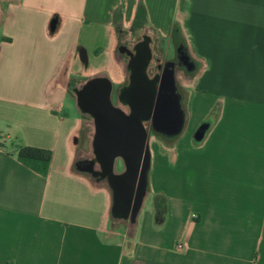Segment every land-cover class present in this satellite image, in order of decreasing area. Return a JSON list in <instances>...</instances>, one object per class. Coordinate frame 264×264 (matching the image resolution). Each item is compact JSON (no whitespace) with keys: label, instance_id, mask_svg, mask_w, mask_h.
<instances>
[{"label":"crops","instance_id":"0c3cea01","mask_svg":"<svg viewBox=\"0 0 264 264\" xmlns=\"http://www.w3.org/2000/svg\"><path fill=\"white\" fill-rule=\"evenodd\" d=\"M138 13L157 52L177 31L192 95L211 97L197 119L214 101L219 116L198 148L196 127L173 154L154 156L147 137L129 233L107 187L73 169L90 128L68 89L99 74L123 82L115 26ZM0 134V264H264V0H0ZM21 148L48 156L44 174ZM136 161L118 155L115 173Z\"/></svg>","mask_w":264,"mask_h":264},{"label":"flooded vegetation","instance_id":"af4514ba","mask_svg":"<svg viewBox=\"0 0 264 264\" xmlns=\"http://www.w3.org/2000/svg\"><path fill=\"white\" fill-rule=\"evenodd\" d=\"M115 31V58L124 73V80L116 92V103L114 90L110 107L98 95H81L78 101L83 123L90 131L78 134V141L87 136L89 142L86 151L78 146L73 169L86 175L92 182L105 176L111 153L123 154L128 160L145 155V141L149 133L162 124L158 122L159 117L164 121L174 110L169 97L171 65L177 66L176 78L181 76L187 80L196 71V65L189 58L176 30L171 31L164 53L155 50L156 37L145 26L139 13L128 27L123 29L116 25ZM170 46L173 55L167 58ZM101 85V79H96L94 86L97 91ZM163 95L165 98L158 104ZM136 174L135 169L133 176ZM117 206L115 202L112 211L114 218L122 216Z\"/></svg>","mask_w":264,"mask_h":264},{"label":"water","instance_id":"95a60500","mask_svg":"<svg viewBox=\"0 0 264 264\" xmlns=\"http://www.w3.org/2000/svg\"><path fill=\"white\" fill-rule=\"evenodd\" d=\"M176 72L177 66L175 64L171 65L169 68V97L172 99V107L174 110L170 113V116L164 120L167 121L165 124L163 119L159 117L158 122L162 124L153 130L156 135L161 136L168 142H173L182 133L185 123L183 111L184 97L177 85L175 77ZM99 78L102 81V85L99 91H97L94 83L95 80ZM68 91L74 98L77 109L79 97L81 95H90L91 97L98 95L104 99L108 107L112 106V84L110 80L103 74L94 75L86 81L72 82ZM163 98H165L164 95L163 97L159 98L158 104L162 103ZM217 109L218 105L214 104L209 114L197 125L191 137V143L194 147H201L206 141L208 134L212 131L219 116ZM80 115L82 117L81 113ZM118 155H120V153L110 154V157L107 161V172L105 176L99 179V181L92 183L95 185H105L112 193L115 202L118 204L117 209L122 214L121 217H123L125 220L129 219V233H131L135 226L136 217L148 191L147 177L149 171V154L147 148V139L145 141V155L137 159L136 162H124V170L122 173H115V164ZM135 169L137 174L134 177L133 172Z\"/></svg>","mask_w":264,"mask_h":264},{"label":"rangeland","instance_id":"374dc122","mask_svg":"<svg viewBox=\"0 0 264 264\" xmlns=\"http://www.w3.org/2000/svg\"><path fill=\"white\" fill-rule=\"evenodd\" d=\"M161 45H164V41L161 43ZM165 49L166 45H165ZM169 57H171L173 55V49L170 46L169 47V52H168ZM189 79L185 80L183 79V77L181 76H177L176 81H177V85L181 91V94L184 97V104H185V110L187 115L189 114V121L187 123L188 125V129H187V135H183L184 131L173 141L175 142L176 140H181L182 141H186L188 139V141L190 140L191 137V133L193 132L194 128L197 127V125L199 124V122H201L210 112L211 108L213 107V105L215 104V101L212 103V105L209 107V109L207 110L206 114L202 117V119H200V121L197 119V115L200 114L204 108L205 105L210 102V98L209 96H203V94H201L200 92V99L202 98V102L199 101L197 102L194 98L193 94V90H194V85L193 83H190V81H188ZM119 84L117 82H113V90H114V102L116 103V92L119 88ZM196 97V96H195ZM186 102V103H185ZM67 104L69 105V107L74 108V104L69 100L67 101ZM184 136V137H183ZM149 138V143L151 145V151L152 154L154 156L157 155H163V154H167L168 151H172L171 153L173 154V146L172 141L168 142L167 140L163 139L161 136L156 135L153 131L149 133L148 135ZM152 202V197L149 196L148 199L146 200V205H151Z\"/></svg>","mask_w":264,"mask_h":264},{"label":"trees","instance_id":"16d2710c","mask_svg":"<svg viewBox=\"0 0 264 264\" xmlns=\"http://www.w3.org/2000/svg\"><path fill=\"white\" fill-rule=\"evenodd\" d=\"M18 158L27 166L36 169L37 172L44 174L48 156L45 153L34 151L29 148H21L18 150Z\"/></svg>","mask_w":264,"mask_h":264},{"label":"built area","instance_id":"2783aa9c","mask_svg":"<svg viewBox=\"0 0 264 264\" xmlns=\"http://www.w3.org/2000/svg\"><path fill=\"white\" fill-rule=\"evenodd\" d=\"M5 141H4V137L0 134V150L3 149V145H4Z\"/></svg>","mask_w":264,"mask_h":264}]
</instances>
